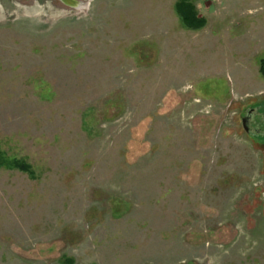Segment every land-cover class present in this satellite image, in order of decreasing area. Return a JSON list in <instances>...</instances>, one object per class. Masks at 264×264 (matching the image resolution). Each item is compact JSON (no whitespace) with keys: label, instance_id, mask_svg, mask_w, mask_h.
I'll use <instances>...</instances> for the list:
<instances>
[{"label":"rangeland","instance_id":"obj_1","mask_svg":"<svg viewBox=\"0 0 264 264\" xmlns=\"http://www.w3.org/2000/svg\"><path fill=\"white\" fill-rule=\"evenodd\" d=\"M70 1L0 0V264H264V0Z\"/></svg>","mask_w":264,"mask_h":264},{"label":"flooded vegetation","instance_id":"obj_2","mask_svg":"<svg viewBox=\"0 0 264 264\" xmlns=\"http://www.w3.org/2000/svg\"><path fill=\"white\" fill-rule=\"evenodd\" d=\"M264 99L249 102L239 116L240 132L250 143L264 148Z\"/></svg>","mask_w":264,"mask_h":264},{"label":"trees","instance_id":"obj_3","mask_svg":"<svg viewBox=\"0 0 264 264\" xmlns=\"http://www.w3.org/2000/svg\"><path fill=\"white\" fill-rule=\"evenodd\" d=\"M174 10L178 15L181 24L191 30H198L205 25V20L197 16L196 9L191 0H176L174 3ZM262 76L264 77V61H261L260 68ZM7 167L10 168H19L25 170L27 167L26 164L18 160H11L6 162ZM74 261L71 257H64L61 264H73Z\"/></svg>","mask_w":264,"mask_h":264},{"label":"water","instance_id":"obj_4","mask_svg":"<svg viewBox=\"0 0 264 264\" xmlns=\"http://www.w3.org/2000/svg\"><path fill=\"white\" fill-rule=\"evenodd\" d=\"M67 1L71 2L70 0H67Z\"/></svg>","mask_w":264,"mask_h":264}]
</instances>
